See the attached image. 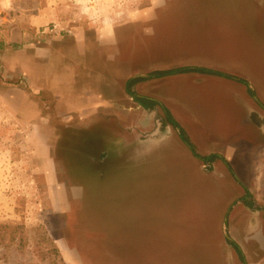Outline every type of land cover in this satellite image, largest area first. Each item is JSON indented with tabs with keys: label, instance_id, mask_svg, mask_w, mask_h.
Returning <instances> with one entry per match:
<instances>
[{
	"label": "rangeland",
	"instance_id": "rangeland-1",
	"mask_svg": "<svg viewBox=\"0 0 264 264\" xmlns=\"http://www.w3.org/2000/svg\"><path fill=\"white\" fill-rule=\"evenodd\" d=\"M42 1L0 0V37L12 41L6 57L15 59L7 67L0 58V225L10 228L0 264H264V0L230 17L252 21L257 52H211L242 70L220 73L239 85L229 95L242 125L197 88L196 76L132 86L135 97L158 103L153 110L125 92L129 79L199 65L184 48L201 35L179 28L187 16L211 18L198 13V0H171L144 25L128 15L149 0H67L92 35L113 17L125 25L108 31L120 42L111 39L102 59L88 55L84 70L70 54L75 85L63 83L67 71L45 65L56 70V92L75 95L56 111L52 93L34 94L19 67L25 28ZM29 31L35 44L56 35L53 25ZM85 85L101 91L105 108L89 120L59 114L80 107ZM212 155L219 159L207 161Z\"/></svg>",
	"mask_w": 264,
	"mask_h": 264
},
{
	"label": "crops",
	"instance_id": "crops-1",
	"mask_svg": "<svg viewBox=\"0 0 264 264\" xmlns=\"http://www.w3.org/2000/svg\"><path fill=\"white\" fill-rule=\"evenodd\" d=\"M169 1L171 0H149L144 8L136 9V11H133L128 17L130 19L137 17L138 21L136 20V22H138L137 24L139 25H144L147 22L150 23L154 11L162 6L165 7ZM251 4L252 0H221L220 6L221 8H227L228 6L229 8H227V10L238 13L250 11L252 9ZM71 7V5L67 4V0H43L41 6L37 9V13L30 17L28 26L25 28L28 31L25 33L26 49L19 57V67L21 68L23 77L29 85V88H31L34 94L39 91L51 92L54 98V109L56 111H58L57 106L60 101L63 99L70 101L73 100L75 96L70 92L66 93L65 96L64 94L61 95L60 92H56V87L59 84L57 77H55L56 70H58V73L60 70L67 71V77L64 78L63 83L75 85L76 81L79 79L76 73L77 64L72 65V61L69 57H71L73 53H76L77 57L80 56L83 58V61L79 63L83 68L82 70H84V66L86 65L85 59L88 55L91 59L98 54V58L102 59L103 54L107 53V45L111 43V39L113 43L117 44L120 42L119 35L110 37L108 31H115L121 24L125 25V23L119 20L117 21L116 17H113L114 20L111 21L108 19L106 21L104 20L105 22L100 21V29L94 31L92 35L87 31L86 27L91 26L90 23L87 24ZM145 16L148 19L145 20ZM131 21L134 22L132 19L128 22ZM180 22L179 28H181L180 31L182 35L186 33L201 35L199 39L192 38L189 41L188 50L184 48L190 57H195L192 59L199 61L198 64L200 66L197 65L192 68H201L226 75L240 73L242 70L238 71L230 63L216 62L211 52H226L236 49L246 50L252 54L256 51L255 47H260L262 44L261 37L259 35L256 36L253 31L254 25H252V21L246 19L244 15L238 19ZM48 25H53L55 28V32L53 33L56 35L43 37V43H32L29 29L38 31V28H44ZM63 30L68 32V34L66 35ZM11 42L12 41H10L7 36L4 38L0 37V47H2L1 43L4 45L3 48H0V58L5 61L7 67L14 65V58L10 61L11 58L6 57L9 54V50L6 46ZM205 51L209 53L206 54ZM44 57L45 60L42 59ZM48 62H51L50 64H53L56 70H52L51 72L46 71L45 65L48 64ZM70 65H72V67H70ZM179 76L182 78L196 76L198 80L197 88L199 90H206L209 94H213V97L219 102L221 99L225 105L227 116L231 119L229 120L242 125L243 120L241 121L237 116V111L233 106L234 102L229 95L230 90L238 88V83L230 81L228 78L211 75L189 73ZM173 77L175 76L169 77L168 79ZM90 89L86 86L85 90L79 95L80 107L78 109H70L69 106H66L67 108L65 109L64 107V110L59 112V114H74L78 116V118H81V120H89L90 118L96 117L98 112L105 108L106 100L101 91ZM224 90L227 94L224 93ZM216 94H218V98ZM242 99L244 100V97H242ZM242 129L244 128L242 127ZM47 150H49V148ZM48 173L49 182L51 184V181L53 182L56 180L54 168L50 167Z\"/></svg>",
	"mask_w": 264,
	"mask_h": 264
},
{
	"label": "trees",
	"instance_id": "trees-1",
	"mask_svg": "<svg viewBox=\"0 0 264 264\" xmlns=\"http://www.w3.org/2000/svg\"><path fill=\"white\" fill-rule=\"evenodd\" d=\"M199 3H197V10L199 11L198 13H202L205 16H210V19H207L209 21L211 20H227V19H231V15H233L230 10H227V8H229L227 6V8H221L220 4H221V0H198ZM186 19L183 21H197V20H203L202 18L196 19V17L193 15L192 17H185ZM189 73H194V74H201V75H211V76H220V77H227L224 76L220 73H216L213 71H209V70H204L201 68H177V69H169V70H164V71H160V70H156L151 72L147 78H135V79H129L126 81L125 83V92L127 93V95L131 96L134 98V101L136 103H138L139 106H141L144 110H153L155 106L158 105V103L156 101H153L149 98H145V97H135V95L132 94L131 92V87L140 83V82H144L146 80L149 79H166L169 78L171 76H175V75H179V74H189ZM164 112V117L166 119V122L174 127V128H178V126L176 125L175 121L172 119L170 113L166 110L163 109ZM180 136L182 138V140L188 144V141L185 139L184 135L182 132H180ZM190 146V145H189ZM190 149H192V147L190 146ZM215 159H218V157L216 155H212L208 158H206L207 161H213ZM10 230V228L8 226H4V225H0V232L1 236L0 238L2 239L3 242H6V237H9V234L7 233V231ZM230 245L235 249L237 256L239 257V259L241 260V262H244V258L242 255V252L240 251V249L234 244V243H230Z\"/></svg>",
	"mask_w": 264,
	"mask_h": 264
},
{
	"label": "water",
	"instance_id": "water-1",
	"mask_svg": "<svg viewBox=\"0 0 264 264\" xmlns=\"http://www.w3.org/2000/svg\"><path fill=\"white\" fill-rule=\"evenodd\" d=\"M147 77H148V76H146V77H145V76H138V77H135V78H147ZM135 78H134V79H135ZM226 238L229 240L228 237H226Z\"/></svg>",
	"mask_w": 264,
	"mask_h": 264
},
{
	"label": "flooded vegetation",
	"instance_id": "flooded-vegetation-1",
	"mask_svg": "<svg viewBox=\"0 0 264 264\" xmlns=\"http://www.w3.org/2000/svg\"><path fill=\"white\" fill-rule=\"evenodd\" d=\"M179 75H183V74H179ZM175 76H178V75H175ZM172 77V76H171ZM157 80V79H156ZM152 100V99H151ZM154 101V100H153ZM260 106V105H259ZM219 159V158H218Z\"/></svg>",
	"mask_w": 264,
	"mask_h": 264
}]
</instances>
